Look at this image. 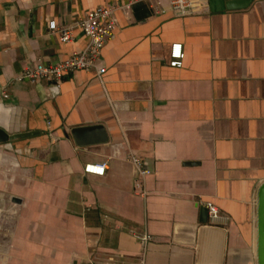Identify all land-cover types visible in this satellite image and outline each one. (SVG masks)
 <instances>
[{
    "label": "crops",
    "instance_id": "1",
    "mask_svg": "<svg viewBox=\"0 0 264 264\" xmlns=\"http://www.w3.org/2000/svg\"><path fill=\"white\" fill-rule=\"evenodd\" d=\"M245 1V0H233ZM0 0V264H257L264 183V0L212 12L192 0ZM99 7L116 29L95 72L59 87L16 82L82 51L51 33ZM180 44L181 68L170 66ZM108 142L78 147L77 127ZM130 155L150 170L135 189ZM105 164L104 176L84 174ZM220 218L211 225L205 205ZM206 221V223H203ZM151 242L143 247L139 237Z\"/></svg>",
    "mask_w": 264,
    "mask_h": 264
},
{
    "label": "built area",
    "instance_id": "2",
    "mask_svg": "<svg viewBox=\"0 0 264 264\" xmlns=\"http://www.w3.org/2000/svg\"><path fill=\"white\" fill-rule=\"evenodd\" d=\"M146 1L151 3L152 8L158 9V0ZM169 8L170 11L178 17H185L193 14L192 0H169ZM118 9H124V7H99L86 12L80 19L74 21L70 25L53 27L51 33L63 44L72 41L73 32L76 29L82 31L88 39L86 47L82 51L73 53L66 60L55 65L40 63L35 67H27L18 75L16 82H26L31 85L44 83L53 87H59L63 77L67 74L77 72H95L99 76L104 74L105 69L99 68L97 64L101 58L105 45L113 37L116 29L114 13ZM183 58L182 46L180 44L172 45L170 51V66L173 68H181ZM0 98L2 100H8L10 98L6 88L0 91ZM129 161L135 170V189L139 191L141 195H145L143 183L151 172L141 158L130 155ZM105 171V164H89L83 169L84 174L99 177L104 176ZM205 209L207 210L209 223L211 225L217 223L220 218L219 210L211 204L205 205ZM138 239L143 247H146L151 242V237L148 235H143ZM88 264L96 263L90 261Z\"/></svg>",
    "mask_w": 264,
    "mask_h": 264
},
{
    "label": "water",
    "instance_id": "3",
    "mask_svg": "<svg viewBox=\"0 0 264 264\" xmlns=\"http://www.w3.org/2000/svg\"><path fill=\"white\" fill-rule=\"evenodd\" d=\"M209 2L212 12H220L240 5L244 6L247 0L238 3L233 0H209ZM70 134L78 147L101 145L108 142L107 133L100 125L77 127L72 129ZM17 138L19 137H10L0 130V143ZM203 213L207 216L206 209H204ZM203 223H206V221ZM256 262L257 264H264V183L259 187L256 199Z\"/></svg>",
    "mask_w": 264,
    "mask_h": 264
}]
</instances>
